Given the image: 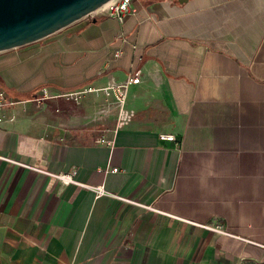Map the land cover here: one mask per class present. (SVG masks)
<instances>
[{
    "label": "crops",
    "instance_id": "1",
    "mask_svg": "<svg viewBox=\"0 0 264 264\" xmlns=\"http://www.w3.org/2000/svg\"><path fill=\"white\" fill-rule=\"evenodd\" d=\"M130 7L0 51L20 101L0 110V156L106 193L0 159V264H264V0ZM135 70L118 126L103 94L47 107Z\"/></svg>",
    "mask_w": 264,
    "mask_h": 264
},
{
    "label": "water",
    "instance_id": "2",
    "mask_svg": "<svg viewBox=\"0 0 264 264\" xmlns=\"http://www.w3.org/2000/svg\"><path fill=\"white\" fill-rule=\"evenodd\" d=\"M108 1L0 0V51L46 37L88 16Z\"/></svg>",
    "mask_w": 264,
    "mask_h": 264
},
{
    "label": "built area",
    "instance_id": "3",
    "mask_svg": "<svg viewBox=\"0 0 264 264\" xmlns=\"http://www.w3.org/2000/svg\"><path fill=\"white\" fill-rule=\"evenodd\" d=\"M130 1L131 0H109L108 2L104 3L102 6L94 10L92 13H90L88 16L94 14H104L106 16L116 19L117 21H121L125 17V15L131 11ZM138 80H139V70H135L131 72L121 83L110 84L101 88H94L88 86L83 89L70 91L66 94H63V96L72 102H78L79 98L83 96V94L85 93L103 94L104 96L107 97L109 96L111 98V102L109 104L111 105V107H113L115 111L114 126H118L120 123L126 122L129 115L122 107L125 99V92L130 85L136 84ZM16 102L17 101L10 99L5 95V93L2 90H0V110L6 106H11ZM157 137L159 140H164V141L174 140L173 135L170 133L169 134L159 133ZM98 142L104 143L107 141L104 138V136H100ZM0 159H4L18 166H22L25 168H29L33 171L43 173L49 176L50 178L57 180L61 184H73L81 187H88L92 189L95 195L106 194L103 190L102 185L90 186L84 183H80L73 178L72 173L70 172L51 173L3 156H0ZM108 170L115 172L117 171V168L113 167L110 169L109 168L103 169L102 171L105 172ZM119 199L125 202L132 203L131 200L124 197H119ZM201 226L215 233H225L222 230L221 226L217 223L213 225H201Z\"/></svg>",
    "mask_w": 264,
    "mask_h": 264
},
{
    "label": "rangeland",
    "instance_id": "4",
    "mask_svg": "<svg viewBox=\"0 0 264 264\" xmlns=\"http://www.w3.org/2000/svg\"><path fill=\"white\" fill-rule=\"evenodd\" d=\"M0 90H2L4 92V90L2 89V87H0ZM39 95H40V93L39 92L38 93L36 92V98H39L38 97ZM46 96H49V94H47ZM16 100H18V99H16ZM47 100L49 101V105L47 107L50 108V109H55L56 108V109H58V111L65 112V113H68V112H71L72 110H74V107L73 106L75 104L69 102L68 100H66V98L63 96V94H60L59 96L58 95H54L53 97H50ZM19 103H20V101H18V103L16 102L15 104L16 105H19ZM31 103H36V102L35 101H33V102L31 101ZM101 109H103V108H100L97 111V114L94 115L95 116V118H94L95 120L94 121H99L100 119H102L101 117L104 116L101 113V111H100ZM113 122H114V120H113ZM112 126H113V124H112ZM112 126H110V127H112Z\"/></svg>",
    "mask_w": 264,
    "mask_h": 264
}]
</instances>
